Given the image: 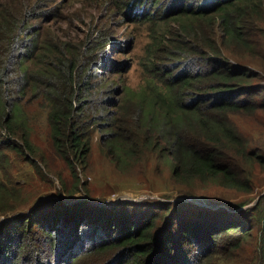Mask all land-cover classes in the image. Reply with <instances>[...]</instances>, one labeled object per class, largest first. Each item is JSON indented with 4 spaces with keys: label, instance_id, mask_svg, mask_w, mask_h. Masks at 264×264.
<instances>
[{
    "label": "trees",
    "instance_id": "trees-1",
    "mask_svg": "<svg viewBox=\"0 0 264 264\" xmlns=\"http://www.w3.org/2000/svg\"><path fill=\"white\" fill-rule=\"evenodd\" d=\"M195 1L206 5L164 13L157 9L163 0L131 4L139 20L146 9L154 10L148 21L172 19L180 29L164 33L175 49L162 40L161 55L151 53L159 62L152 61L145 85L125 89L116 103L130 114L126 123L106 114L112 99L97 98L102 84L93 83L94 72H79L75 55L58 61V73L33 75L30 65L39 49L30 19L35 7L23 0L0 6V264H82L92 255L96 264H264V196L244 211L239 210L244 203L210 208L181 201L109 206L83 201L41 204L26 214L24 194L12 186L9 152L36 167L28 155L37 156L29 110L44 104L52 148L72 172L77 190L79 166L90 170L95 128L104 132L106 156L118 168L161 163L190 193L197 183L254 190V171L264 166V155L232 118L264 110V88L256 83L259 73L224 53L218 36L246 58L253 56L264 36V0ZM98 109L104 119H95Z\"/></svg>",
    "mask_w": 264,
    "mask_h": 264
},
{
    "label": "rangeland",
    "instance_id": "rangeland-1",
    "mask_svg": "<svg viewBox=\"0 0 264 264\" xmlns=\"http://www.w3.org/2000/svg\"><path fill=\"white\" fill-rule=\"evenodd\" d=\"M23 1H28L32 8L35 7L36 0ZM138 1L143 0H39L30 16L33 31L37 30L39 39L36 58L30 65L33 75L49 71L58 73L62 69L58 61L64 56L69 59L75 55L79 72H94L93 83L102 84L104 90L101 95L98 94L100 90H96L97 98L101 97L107 103V99H112L110 106L106 107V114L109 112L110 116H114L116 123L129 122L130 114L123 112L116 103L121 100L125 89L134 90L145 85V75H151L149 70L152 68V61L159 62L158 58L150 56L151 53H155L156 57L161 55L159 49L162 50V40H165V47L175 49L166 41L164 33L167 29H180L172 19L148 21L146 18L154 10L146 9L147 15L139 20L132 6ZM190 1L192 0H163L162 6L157 9L166 13L169 10L175 12L184 5L191 8L206 5L195 0L190 4ZM5 3L6 0H0V6ZM256 23L259 27V22ZM261 26L264 28V20ZM253 27L251 25V29ZM157 36L161 39L159 42ZM258 39L261 41L256 42L253 56L246 58L245 53L218 36L224 53L235 64L259 73L260 78L256 83L261 82L264 88V36ZM110 84L112 85L109 86ZM99 112L100 109L95 119H104ZM29 114V130L37 156L28 155L37 163L34 164L36 167L14 152H9L11 165L8 167L12 175V186L24 194L21 201L26 204V214L28 209L41 204L61 202L63 205H73L83 201L93 206H109L113 202L143 205L146 201H181L210 208H226L231 204L244 203L247 206L239 209L244 211L255 206L264 196V166L260 165L255 168V188L250 193L226 189L213 183H197L191 188L195 193H190L177 186L170 170L155 161L118 168L107 158L106 148L102 144L104 132L97 128L92 132L95 138L90 170L85 171L79 166L77 172L81 185L77 190L72 172L52 148L44 104L30 107ZM232 120L238 131L249 140L251 147L264 155V110L252 117L237 116ZM158 168H163V172ZM13 217L15 215L11 216ZM254 238L253 242L258 243L255 236ZM254 248L255 245H252L251 249ZM245 256L248 257L249 253H245ZM96 261L98 257L92 255L85 257L82 264H96ZM230 264L239 263L231 261Z\"/></svg>",
    "mask_w": 264,
    "mask_h": 264
},
{
    "label": "clouds",
    "instance_id": "clouds-1",
    "mask_svg": "<svg viewBox=\"0 0 264 264\" xmlns=\"http://www.w3.org/2000/svg\"><path fill=\"white\" fill-rule=\"evenodd\" d=\"M114 203V202H113Z\"/></svg>",
    "mask_w": 264,
    "mask_h": 264
}]
</instances>
